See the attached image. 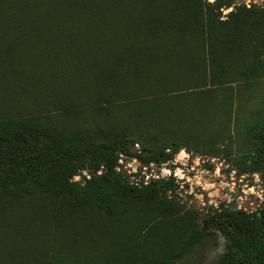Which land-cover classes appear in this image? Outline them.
I'll list each match as a JSON object with an SVG mask.
<instances>
[{
    "label": "trees",
    "instance_id": "trees-1",
    "mask_svg": "<svg viewBox=\"0 0 264 264\" xmlns=\"http://www.w3.org/2000/svg\"><path fill=\"white\" fill-rule=\"evenodd\" d=\"M182 150L264 186V3L0 0V264H264V207L116 170Z\"/></svg>",
    "mask_w": 264,
    "mask_h": 264
},
{
    "label": "rangeland",
    "instance_id": "rangeland-1",
    "mask_svg": "<svg viewBox=\"0 0 264 264\" xmlns=\"http://www.w3.org/2000/svg\"><path fill=\"white\" fill-rule=\"evenodd\" d=\"M240 2L247 5L251 3L260 5L264 3V0H241ZM179 153L181 154L178 155ZM179 153L171 163L186 169L189 180L186 181L184 176L182 182L176 184L178 185V196L183 201L190 199L188 206H193L201 211L209 206L217 207L219 204L228 202L229 197L223 194L224 189L228 187L230 191H233L235 184H240V182L243 192L239 193L240 198L237 199L239 210L252 212L256 209L259 198H263L264 188L259 178L252 176L241 178L236 177L232 171L226 172L230 165L223 158L200 157L184 150ZM185 154L188 157H185ZM210 159H214V162L211 163ZM206 164L212 165L213 169H208ZM123 166H126L124 161L121 170L125 171ZM216 167L220 168L218 175L214 174ZM83 174L86 175L85 172ZM125 174L128 176L127 173ZM74 180L78 181V178H74ZM224 249L225 240L223 236L220 233H215L211 239H206L197 245L178 264H213L218 260Z\"/></svg>",
    "mask_w": 264,
    "mask_h": 264
},
{
    "label": "built area",
    "instance_id": "built-area-1",
    "mask_svg": "<svg viewBox=\"0 0 264 264\" xmlns=\"http://www.w3.org/2000/svg\"><path fill=\"white\" fill-rule=\"evenodd\" d=\"M180 154L181 153H179L178 155H180ZM185 157H188V156L185 154ZM123 161L126 162V166H123V169L125 171L121 170ZM210 162L213 163L214 159H210ZM118 163L120 166L117 167L116 170L118 172L122 171V172L127 173L131 183L136 185V186H138V185L139 186H145L148 183H150L151 181H155V180H159V179H166V178L173 179L175 181V183L182 182L184 176L186 177L185 178L186 181L189 180L186 169L180 168L179 166H177L174 163H173V165H174L173 166L171 162L166 163V164H162L160 166H156L154 164L141 166L135 159H128V158L121 157V159L118 161ZM170 165H172V166H170ZM219 172H220V168L216 167L214 169V174L218 175ZM86 177H88V176H86ZM240 177L243 178L246 176H240ZM252 177H258V176L252 175ZM75 178H78V177H75ZM238 185L239 184H235V187H237ZM240 185H241V182H240ZM263 188H264V186H263ZM240 189H241V192H243L242 185L240 186ZM239 198L240 197H238V199ZM263 203H264V196H263V198L262 197L259 198L256 209L260 208V205ZM256 209H254V211H256ZM254 211H252V212H254ZM252 212H246V213H252Z\"/></svg>",
    "mask_w": 264,
    "mask_h": 264
},
{
    "label": "water",
    "instance_id": "water-1",
    "mask_svg": "<svg viewBox=\"0 0 264 264\" xmlns=\"http://www.w3.org/2000/svg\"><path fill=\"white\" fill-rule=\"evenodd\" d=\"M237 2H240L241 0H236ZM78 182L79 185H82L86 182V178L84 176V174H80L78 176ZM240 184L234 188L233 191H230V189L228 187H226L223 191V194L227 195L229 197V201L228 202H224L222 204H219L217 206V209H223V208H227L230 211H235L237 212L239 215H243V211L238 209V203H237V199L239 197V193L241 192L240 189ZM264 207V203L260 205V208Z\"/></svg>",
    "mask_w": 264,
    "mask_h": 264
}]
</instances>
